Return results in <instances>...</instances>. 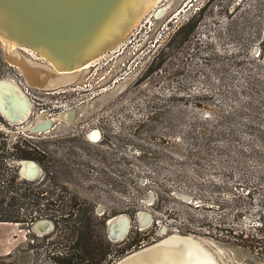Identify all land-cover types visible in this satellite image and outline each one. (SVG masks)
I'll list each match as a JSON object with an SVG mask.
<instances>
[{
	"label": "rangeland",
	"instance_id": "rangeland-1",
	"mask_svg": "<svg viewBox=\"0 0 264 264\" xmlns=\"http://www.w3.org/2000/svg\"><path fill=\"white\" fill-rule=\"evenodd\" d=\"M3 47L0 78L19 85L32 110L21 124L0 112V137L9 151L18 145L40 157L35 180L19 174L41 185L18 189L21 212L34 221L0 223V264H59L72 238L63 219L74 198L98 216L130 217L124 242L108 236L116 249L111 264L176 233L202 238L219 264H264L261 250L208 233L220 219L214 198L248 184L255 194L242 202L248 213L239 224L245 237L264 238L253 227L264 222V0H161L122 42L56 90L29 85ZM69 110L71 119L59 117ZM48 118L50 128L31 130ZM18 160L0 166L17 168ZM142 211L153 218L144 228ZM42 218L50 231L33 229Z\"/></svg>",
	"mask_w": 264,
	"mask_h": 264
},
{
	"label": "bare ground",
	"instance_id": "bare-ground-1",
	"mask_svg": "<svg viewBox=\"0 0 264 264\" xmlns=\"http://www.w3.org/2000/svg\"><path fill=\"white\" fill-rule=\"evenodd\" d=\"M1 1L9 13L0 19V41L7 58L22 69L29 85L44 89L54 83H72L93 60L122 42L161 0H115L109 9H106L108 0ZM19 49L31 50L49 64L28 59ZM8 80L14 85H2L0 101L7 105L10 116H16L20 110L26 112L23 118L26 121L32 110L31 99L13 80ZM73 115L74 111L69 110L59 117L71 119ZM52 121L53 118H48L31 127ZM96 135L97 132L91 134L92 138ZM24 164L25 177L37 178L40 166L32 160ZM33 225L35 231L46 232L51 222L42 218ZM115 236L112 232L111 239L118 241ZM118 264L219 263L195 240L170 235L128 254Z\"/></svg>",
	"mask_w": 264,
	"mask_h": 264
},
{
	"label": "trees",
	"instance_id": "trees-1",
	"mask_svg": "<svg viewBox=\"0 0 264 264\" xmlns=\"http://www.w3.org/2000/svg\"><path fill=\"white\" fill-rule=\"evenodd\" d=\"M0 63L2 64L1 56ZM0 120H3L1 116ZM1 134L2 132L0 131ZM6 141L0 137V163L5 165L13 158L40 160V157L33 150L25 147L17 145L14 146L15 150L9 151ZM5 172L9 174V178L0 183V222L34 221L36 215L32 212L30 214H22L21 207L25 202L21 201V194L18 189L27 186L25 189L31 188L34 190L41 183L37 185L36 182L30 183L20 179L18 166L17 168L16 166H0V178ZM246 185L237 184L233 187L230 186L223 192V196L217 195L214 198V203L219 206L220 219L213 225L208 224V227H210L208 233H212L215 236L222 234L227 238L223 237L224 240L218 238V240L258 249L264 253V238L245 237L246 230L239 224V221L248 213L242 202L251 199L255 194V191L249 185ZM213 186L219 191L220 183L217 182ZM69 207V215L64 217L63 222H65L64 224L67 228L71 229L72 238H67L68 245H64L65 248L60 252L61 255L58 256L57 262L59 264H111L115 260L114 256L116 255L113 254L116 249L114 247L115 244L108 238V217L106 212L102 216H98L86 202H77L75 198L71 201ZM199 207L200 205L197 206V208ZM228 214H231L237 223H227L225 219ZM253 227L257 232H264V222H261L259 226ZM136 228L138 230L139 227L136 226ZM188 229L190 228H186L185 231H190ZM132 239L128 237V241L132 243L131 245H135L136 238ZM123 253V251L118 252L119 255Z\"/></svg>",
	"mask_w": 264,
	"mask_h": 264
},
{
	"label": "water",
	"instance_id": "water-1",
	"mask_svg": "<svg viewBox=\"0 0 264 264\" xmlns=\"http://www.w3.org/2000/svg\"><path fill=\"white\" fill-rule=\"evenodd\" d=\"M108 2H109V4L107 5V8L106 9H109L110 6L115 2V0H108ZM7 9H8L7 6L0 0V19L2 18L3 14L5 16H8L9 13H8V10ZM105 12H106V10H105ZM0 44L3 47V44H2L1 41H0ZM109 48L110 47H108V49ZM104 50H107V49H104ZM4 52H5V50H4ZM5 57L7 58L6 52H5ZM5 83H9L11 86L14 85L8 79L0 78V98H1V88H2V85H7ZM63 86H66V85H64L63 83L62 84L61 83H54L52 85H48L44 89L45 90H56V89H58L60 87H63ZM0 112L12 124H21V123H24V121H25L23 118H24L26 112H23V111L20 110V112L16 116H14V115L13 116L12 115L10 116L8 114V112H7V105L4 102L2 103L1 101H0ZM51 126H52V124L50 123V124L44 125V126L41 125V126H35L33 128L31 127V130H34V131H41L42 130L43 131V130H45L47 128H50ZM28 161H30V159H19L16 162L18 164L19 172L21 173V175L23 177H25V175L23 174V170H24V166H25L24 163L25 162H28ZM25 178H27L28 180H35L36 179L35 176H31V177H27L26 176ZM138 220L140 222V226L144 228V227H148L151 224L153 218H152V215H150L146 211H142V213H139ZM130 227H131V219L126 214L120 213V214H117V215H114V216L110 217L107 220V231H108V236H109L110 239H111L112 232H115L116 233L115 238L118 241L119 240H124L126 238V236L128 235L129 231H130ZM172 235L179 236V237H188V238H191L192 240H195L197 243H199L207 251H209L208 248L206 247V244H205L204 240L202 238H200V237H197V236H194V235H182V234H178V233L172 234ZM156 243H158V241H155L154 243L149 244L147 246L140 247V249L142 250L143 248L149 247V246L154 245ZM140 249H136V250L130 252L129 254H132V253H134V252H136V251H138ZM209 252L213 256V258L215 260H217L215 258V256L213 255V253L211 251H209ZM124 258L125 257H122L120 260L114 262L113 264H118V262L122 261Z\"/></svg>",
	"mask_w": 264,
	"mask_h": 264
},
{
	"label": "crops",
	"instance_id": "crops-1",
	"mask_svg": "<svg viewBox=\"0 0 264 264\" xmlns=\"http://www.w3.org/2000/svg\"><path fill=\"white\" fill-rule=\"evenodd\" d=\"M0 223H8V222H0Z\"/></svg>",
	"mask_w": 264,
	"mask_h": 264
}]
</instances>
